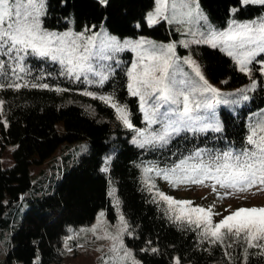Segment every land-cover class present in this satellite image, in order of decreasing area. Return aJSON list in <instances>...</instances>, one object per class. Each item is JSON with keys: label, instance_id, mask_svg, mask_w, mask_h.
I'll return each mask as SVG.
<instances>
[{"label": "trees", "instance_id": "1", "mask_svg": "<svg viewBox=\"0 0 264 264\" xmlns=\"http://www.w3.org/2000/svg\"><path fill=\"white\" fill-rule=\"evenodd\" d=\"M198 2L220 24L226 22L232 7H238L235 15L239 19L254 16L262 9L258 4L241 5L240 0ZM153 6L154 0H110L107 8L100 7L96 0H45L42 20L45 27L58 30H97L104 24L118 36H135L138 32L162 39L176 36L173 25L165 21L147 26L145 16ZM193 52L214 82L228 78L226 85L240 86L249 79L219 48L204 45ZM261 61L264 53L250 63L257 85L249 102L221 107V132H182L163 147H141L130 141L132 131L117 119L115 109L83 94L88 91L97 97H113V102L126 106L131 123L142 126L139 99L128 92L126 63L118 62L100 85L61 75V67L55 62L27 58L31 74L19 82L46 83L50 88L0 90V99L5 100L3 120L7 121V127L0 123V235L7 232L10 237L3 264H62L63 246L73 230L90 224L100 210L111 221L115 219V207L108 194L110 185L116 188L131 233L126 242L140 264H173V257H179L180 264H229L226 251L232 264H242L246 247L243 241L233 243L231 237H226L224 244H232L231 248L210 245L197 230L170 220L169 205L157 193L166 194L164 186L195 185L170 182L174 177L165 179L163 172L196 149L220 153L246 146L252 127L264 122ZM58 122L63 125L61 130ZM6 145L14 147L13 164L3 168L1 157ZM110 154L109 167L102 171L106 169L104 158ZM32 165H42L35 175ZM159 170L161 174L157 175ZM23 202L27 207L16 222L15 213ZM152 247L158 251L151 252ZM249 253L247 264H264V255L258 254V249H249Z\"/></svg>", "mask_w": 264, "mask_h": 264}, {"label": "snow or ice", "instance_id": "2", "mask_svg": "<svg viewBox=\"0 0 264 264\" xmlns=\"http://www.w3.org/2000/svg\"><path fill=\"white\" fill-rule=\"evenodd\" d=\"M96 3L102 8H107L110 0H96ZM156 3L158 7L155 16L149 14L147 21L149 26L157 23V17L171 22L168 16L161 15L162 10L159 7L161 4L166 5L168 0H156ZM242 3L264 6V0H242ZM191 4H195L196 8L193 9ZM191 4L187 3V0H172L173 17L179 14L193 22L202 19L197 0H191ZM178 6H182L185 10L177 13L175 10ZM44 14L45 0H0V81H5L0 82V90L50 88L46 83L19 82L24 81V77L31 74V70L26 67L28 57L58 63L61 66V75L74 76L77 80L83 78L88 83L102 85L108 79L107 69L110 65H106L101 71L94 62L113 60L114 53L130 47L136 52L137 60L127 71L128 92L131 96L139 98L140 110L149 127L160 126V131L152 134L150 138H144L143 130H137L138 136L141 137V147L145 145L163 147L169 144L170 138L179 136L182 132L196 134L209 130L217 133L222 131L218 123H214L210 117L205 118L199 112L201 108H212V103L207 101L206 97H202V100L193 97L195 93H212L218 96V89L205 79L199 66L190 58L185 59L184 63L191 67L192 72L202 82V86L197 87L190 82L177 79L173 44L156 47L153 41L144 38L120 44L115 37H105L102 32H92L91 35H85L83 32L58 34L42 28L41 17ZM88 31L91 32L92 29L89 28ZM201 39L211 43L214 48L217 42L223 43L225 47L221 50L227 51L229 56L236 58L239 70L248 74L251 69L247 65L258 54L264 53V18H261L259 24L251 21L234 27L232 31L201 33ZM145 44L153 46L144 48ZM261 63L260 71L264 73V61ZM186 84L189 87H181ZM56 90L60 91V89ZM238 91L242 93L245 90ZM83 94L109 104L115 109L117 119L125 127L130 129L134 127L126 106L113 102V97H97L88 91ZM241 99L248 100L249 97L243 95ZM4 105L5 100L0 99V115L3 114ZM0 123L7 127L6 120H0ZM245 144L246 146L239 151L226 150L220 153H208L198 148L190 156L163 172L164 178L169 179L171 175L174 179L170 182L179 181V183L204 184L205 181H212L213 191L216 190V185L226 190L246 191L253 187H257V190L264 189V122H258L252 127ZM106 170L102 169V171ZM152 170L146 169V171ZM161 171H157V175H160ZM230 194L225 192V195ZM157 195L169 205L167 214L170 220L197 230L198 235L210 245L231 248L232 244H224L226 237H231L233 243L243 241L246 247L242 264H247L249 249H258V254L264 255V243H262L264 242V207H240L214 222L213 216L218 213H213L212 206L208 208L192 206L191 201L175 200L162 192H158ZM120 219L124 224L122 229L124 231L127 229V224L123 217ZM89 230L95 233V226ZM128 235L131 233L128 232ZM108 238L113 240L111 251L117 254L115 264H129L131 252L123 247L119 235ZM116 241H119V247ZM120 249H123V256L119 255ZM147 250L142 249V251ZM150 250L153 253L158 251L155 247ZM224 254L229 257V264H232L230 253L226 251ZM172 262L180 264V258L173 257ZM132 264L139 262L132 258Z\"/></svg>", "mask_w": 264, "mask_h": 264}, {"label": "rangeland", "instance_id": "3", "mask_svg": "<svg viewBox=\"0 0 264 264\" xmlns=\"http://www.w3.org/2000/svg\"><path fill=\"white\" fill-rule=\"evenodd\" d=\"M187 3L191 4V0H187ZM240 4L244 5L242 3V0H240ZM171 5H172V0H168V3L166 5L165 4L159 5V7L162 10L161 15L168 16L171 22H169L168 19H161L160 17H157V23L160 21H165L168 24L173 25L177 33L176 36H170L167 39L157 38L153 35L142 32H138L135 36H130V35L118 36L116 34L109 32L104 24H102L97 30H93L91 28L92 29L91 32L88 31L89 28H85L82 31L75 30L72 28H66L62 30L50 29L43 25V20H42L43 16L41 17V26L43 29L47 31L58 34H62L66 32L70 34H76L83 32L85 33V35H91L92 32H102L105 37L108 36L115 37L116 41L119 42L120 44H123L125 41H133V42L139 41L141 40V38L153 41L156 47H160L162 45H167L170 43L173 44L174 45L173 51L175 53L174 67L176 70L177 79L185 80L186 82H190L192 85H196L197 87L202 86V82H200L199 79L192 72L191 67L188 64L184 63L185 59L190 58L192 61L195 62L197 66H199V68L201 69V73L202 75H204L205 79L213 87L218 89L219 91L218 96L212 93H203V94L195 93L193 94V97L197 100H202V97H206L207 101H210L212 103L213 105L212 108L210 109L201 108L199 112L205 118L210 117L214 123H218L222 128L223 125L220 115L221 107L233 108V106H235L236 104L240 105L242 103L249 102L252 91L257 85V81L252 76L250 71L247 74L249 76V79L246 81V83L240 86L226 85V81L228 80V78H224L220 81L214 82L208 78L202 64L197 59L193 50L195 48L204 45L212 47L211 43L204 42L201 39V33H208V32L220 33L225 31H232L234 27L242 24H248L251 21H256L257 24H259L261 18H264V6L261 5L262 9L258 14L243 19H239L235 15L236 9L238 7H232L230 10V15L226 19V22L224 24H220L215 20H212L208 16L206 11L200 6V4H199V12L203 18L196 20L194 22L189 21L186 17L179 14L173 17L172 15L173 10ZM191 6L193 9L196 8L195 4H191ZM157 7L158 5L156 3V0H154V6L147 12L145 16V22L147 26H149V24L147 23L149 14L155 16ZM184 10L185 9L182 6H178V8L175 11L179 13ZM138 27H140V25ZM197 40L201 42L199 43L195 42ZM152 46L153 45H148V44L143 45L144 48H151ZM224 47L225 45L223 43L217 42L216 48H219L221 50ZM223 52L227 54V51H223ZM230 57L234 60L239 70V65L237 63L236 58H234L233 56ZM136 60H137L136 52H134L130 47H127L117 53H114L113 60L96 61L94 62V64L98 65V70L101 71L105 69L106 65H110V66L112 65L110 68L107 69L108 77H109L110 74L113 72V69L118 65V62L121 64L126 63L125 70L127 74V71L131 67V64ZM115 61H116V65L113 64L115 63ZM247 67L250 69V64H248ZM253 81H255L254 84ZM181 87H189V85L186 84V85H182ZM240 89H244L245 91L241 93L238 91ZM243 95H247L249 99L248 100L241 99ZM207 101H203V102H207ZM225 101H227V103ZM140 112H141V120L143 124L140 127L134 126L133 128H131L132 136L130 139L132 143L137 144L139 146L141 142V137L138 136L137 130H143L144 138H150L152 134H155L156 132L160 131L159 125H152L151 127H149V125L144 121L143 112L141 110ZM0 120H3V114L0 115ZM57 127L58 129L61 130L63 127L62 123L58 122ZM13 148H14L13 145H6L4 147L1 157V164L3 168H7L13 164V158H12ZM57 154L58 153L56 152L55 155ZM111 157L112 154L104 158V163H103L104 168L106 167L107 169L109 167ZM45 163L47 162L45 161L43 164ZM42 165L31 166V171L33 175L38 173ZM213 183L214 182L209 181V182H205L204 184L179 186L173 188L169 186H164V189L168 196H171L177 200L191 201L193 206H201L204 208H208L209 206H212L213 213H218V215L213 216L214 222L219 221L224 216L230 214V212L240 207H254V206L264 207V189L257 190V187H253L246 191H238L233 189L226 190L216 185L215 186L216 190L213 191ZM226 191L230 192L231 194L225 195ZM108 194L115 207V213H116L115 219L111 221L107 217L106 212L104 210H100L97 213L95 219L90 224L86 226H81L80 228L73 230L69 236V240L63 246L64 257L62 264H115L117 254L111 251L113 240L108 237L109 236L115 237L117 235H119V241H122L123 247L130 250L131 252V258L129 260V264H132V258H134V261H138L140 264V260L138 256L134 253L131 246H129L126 242V236L129 232L128 224L122 212L121 203L115 186L113 185L109 186ZM26 207L27 204L25 202L20 204V206L18 207L15 213L16 222L20 220ZM120 217H123L124 222L127 224V229L124 231H122V229H124V224L121 222ZM94 226L96 229L95 233L89 230ZM9 241H10V237L7 232H5L4 235H0V264H3V260L6 255ZM119 241H116L117 247H119ZM119 255L123 256V249H120ZM214 264H219V263H214Z\"/></svg>", "mask_w": 264, "mask_h": 264}]
</instances>
